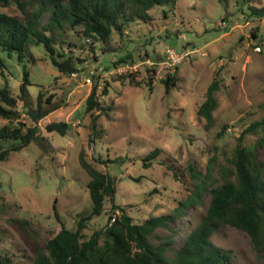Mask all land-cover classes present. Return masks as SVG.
<instances>
[{
	"label": "rangeland",
	"instance_id": "1",
	"mask_svg": "<svg viewBox=\"0 0 264 264\" xmlns=\"http://www.w3.org/2000/svg\"><path fill=\"white\" fill-rule=\"evenodd\" d=\"M249 5L261 6L264 0H179L173 6H154L147 10L149 22L130 27L122 39L113 36L114 50L104 53L97 45L90 50L89 41L77 27L57 30L64 43L56 49L72 57L78 70L70 74L58 72L42 45L30 38L20 59L15 51L10 56L0 52L5 65L0 70V87L7 84L17 95L25 69L27 109L35 108L38 92L42 99L53 93L51 104L59 105L36 123L43 140L10 152L0 162V253L9 254L17 264L30 263L26 241L9 218L27 219L37 230L38 240L45 242L60 225L73 229L77 217L89 211L88 178L78 166L80 150L88 162L116 182L114 202L132 205L128 214L134 221L169 213L189 194L157 161L142 167L141 157L152 147L161 150L156 159L172 160L184 177L188 174L194 182L202 178L211 155L223 163L240 131L264 116V17H248ZM0 12L21 18L14 4L0 7ZM42 19L45 21L46 15ZM166 48L185 53L182 60L167 65ZM126 53L127 58L119 62ZM146 69L154 70L149 89L144 86ZM166 73L178 78L167 95L161 84ZM127 74L140 84L118 80ZM213 77L218 81L217 105L212 125L205 128L196 109ZM95 81L98 91L103 86L107 89L106 95L98 96L100 105L111 104L110 110L100 114L84 112V99ZM17 110L24 131L33 123L20 100ZM92 115H98L94 129L90 126ZM57 121L68 124L66 134L45 133L44 125ZM5 123L0 119V125ZM223 125V135L216 138ZM263 133L261 128L257 134H246L243 145L252 147ZM254 153L262 162L264 181V146L256 145ZM97 159L115 162L101 164ZM154 188L159 193L148 197L147 192ZM208 199V194L203 195L182 210L168 228L155 229L150 241L155 245L168 242L171 251L166 250L165 255L172 257V250L201 219ZM103 209H109L108 202ZM104 220L102 214L89 220L84 234L101 228ZM210 241L229 251L231 264H264V253H255L248 237L235 228H218Z\"/></svg>",
	"mask_w": 264,
	"mask_h": 264
},
{
	"label": "trees",
	"instance_id": "2",
	"mask_svg": "<svg viewBox=\"0 0 264 264\" xmlns=\"http://www.w3.org/2000/svg\"><path fill=\"white\" fill-rule=\"evenodd\" d=\"M179 0H0V7L14 4L21 18L0 12V52L10 56L12 51L21 58L24 43L33 39L41 44L52 66L60 73H75L73 58L56 49L63 44L58 31L66 28H79L82 37L89 43V49L97 45L103 53L113 51V36L122 39L130 27L147 23L151 20L147 10L154 6L175 5ZM247 16L260 19L264 17V5L247 7ZM46 15L45 21L43 16ZM58 30V31H57ZM253 36V34H251ZM122 58V59H121ZM119 58V62L127 58V53ZM78 62H81L76 58ZM5 69L0 55V70ZM145 87H151L154 70H145ZM127 81L134 86L131 74L119 76L118 80ZM178 78L166 73L161 79L164 94L167 95L175 86ZM29 85L28 72L23 69L18 83V94L14 95L7 84L0 87V119L6 123L0 125V162L5 161L10 152L19 151L28 143L38 142L44 138L38 133L37 122L59 105L51 104L53 93L42 99L37 93L35 108L27 109L26 86ZM106 86L97 90L96 81L90 86L84 99V112L95 110L98 114L110 110L111 104L102 107L99 95H106ZM218 81L213 77L207 85L203 101L196 109V115L204 119V127L212 125V111L216 108L215 92ZM26 108V115L33 123L22 131L23 123L19 121L18 101ZM98 115H92L90 126L95 127ZM264 129V116L254 120L242 129L235 138V143L224 158L218 163L216 156L211 155L206 162L205 171L199 182H194L190 175L184 177L181 168L172 160L156 159L161 150L152 149L141 157L142 167H149L153 161L165 166L174 181L186 186L189 194L183 201H177L169 213L147 216L134 221L128 214L132 205H119L114 202L116 185L109 174L102 172L85 159V153L78 152V166L86 174L88 180L85 187L90 199V208L86 214L79 215L73 229L60 225L59 229L45 242L38 240V232L25 218L12 217L8 221L24 238L30 252L29 264H231L229 251L215 246L210 236L218 228L229 226L244 233L257 254L264 253V181L261 177L262 162L257 160L254 149L256 145L264 146V133L259 136L252 147H246L242 141L246 134H257ZM45 133L65 135L68 124L64 121L48 122L43 127ZM225 125L215 134L223 135ZM93 134V132L89 135ZM97 163L115 162V159L96 160ZM159 193L157 188L147 192L150 197ZM208 194L207 207L199 222L186 233L182 243L172 250V257L165 255L168 242L158 245L150 241L157 228H168L169 223L179 217L182 210L200 201ZM109 209H103L104 202ZM146 201V200H144ZM53 213L57 214L52 206ZM115 210L118 214L114 220L110 217ZM102 214L105 217L101 228L84 234L87 222ZM171 251V250H170ZM0 264H17L12 256L0 253Z\"/></svg>",
	"mask_w": 264,
	"mask_h": 264
},
{
	"label": "built area",
	"instance_id": "3",
	"mask_svg": "<svg viewBox=\"0 0 264 264\" xmlns=\"http://www.w3.org/2000/svg\"><path fill=\"white\" fill-rule=\"evenodd\" d=\"M165 55H166V64L167 65H176L178 62H180L184 56L185 53L177 54L173 49L166 48L165 49ZM86 82H89L87 79ZM118 214V210H115L113 214L110 217V221L114 220L115 215Z\"/></svg>",
	"mask_w": 264,
	"mask_h": 264
}]
</instances>
